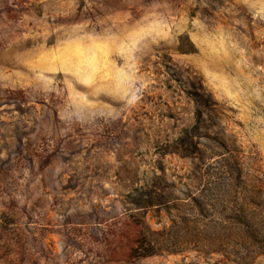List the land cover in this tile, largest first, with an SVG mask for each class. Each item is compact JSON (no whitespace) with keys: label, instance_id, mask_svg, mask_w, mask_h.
<instances>
[{"label":"rangeland","instance_id":"obj_1","mask_svg":"<svg viewBox=\"0 0 264 264\" xmlns=\"http://www.w3.org/2000/svg\"><path fill=\"white\" fill-rule=\"evenodd\" d=\"M247 174L264 0H0V264H233Z\"/></svg>","mask_w":264,"mask_h":264},{"label":"trees","instance_id":"obj_2","mask_svg":"<svg viewBox=\"0 0 264 264\" xmlns=\"http://www.w3.org/2000/svg\"><path fill=\"white\" fill-rule=\"evenodd\" d=\"M237 176H242L240 170H237ZM252 177L259 182V186H252L255 192L253 189L246 191L251 194L249 198H243L240 202L231 200L221 209L219 205L217 207L220 211L218 214H223L227 228L214 234L215 253L225 256V248L229 249L233 264H249L255 256L264 255V177L246 175L249 181Z\"/></svg>","mask_w":264,"mask_h":264}]
</instances>
